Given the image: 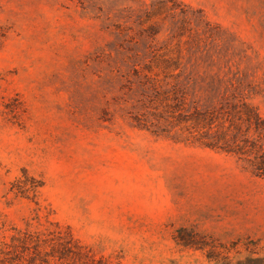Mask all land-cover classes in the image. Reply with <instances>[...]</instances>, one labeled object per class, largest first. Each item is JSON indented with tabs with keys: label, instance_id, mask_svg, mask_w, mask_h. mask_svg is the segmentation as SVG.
Wrapping results in <instances>:
<instances>
[{
	"label": "rangeland",
	"instance_id": "374dc122",
	"mask_svg": "<svg viewBox=\"0 0 264 264\" xmlns=\"http://www.w3.org/2000/svg\"><path fill=\"white\" fill-rule=\"evenodd\" d=\"M134 66L233 81L264 118V0H0V243L59 228L81 264H264V177L139 127Z\"/></svg>",
	"mask_w": 264,
	"mask_h": 264
},
{
	"label": "trees",
	"instance_id": "16d2710c",
	"mask_svg": "<svg viewBox=\"0 0 264 264\" xmlns=\"http://www.w3.org/2000/svg\"><path fill=\"white\" fill-rule=\"evenodd\" d=\"M133 70L141 80L136 105L141 112L136 118L139 127L171 129L183 141L235 155L250 173L264 177V118L233 81L200 80L192 76L194 69L166 75L161 81L159 75L143 74L135 66ZM34 183L24 174L13 191L35 201ZM85 257L93 261L70 231L59 228L15 230L0 243V264H81Z\"/></svg>",
	"mask_w": 264,
	"mask_h": 264
}]
</instances>
